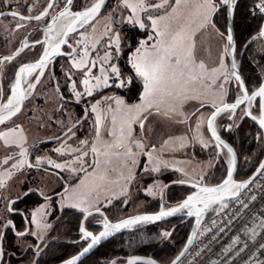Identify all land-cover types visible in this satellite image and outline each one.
Listing matches in <instances>:
<instances>
[{
	"label": "rangeland",
	"instance_id": "obj_1",
	"mask_svg": "<svg viewBox=\"0 0 264 264\" xmlns=\"http://www.w3.org/2000/svg\"><path fill=\"white\" fill-rule=\"evenodd\" d=\"M130 2H137V0H130ZM162 2L163 0H146L148 4H160ZM198 2L199 0H188L187 3L176 6L173 0H168L164 7H149L147 11L138 9L137 13H132L130 8L124 6L123 0H113L108 4L100 19L93 24L94 32L90 33V31L86 30L73 36L78 46L77 55L60 62L61 66L57 71L58 76L63 78L66 85H68L67 80H70L69 87L74 92L75 97H77V90L81 88L85 90V85H81V75H87V79L97 76L101 77L102 80L106 75L107 86L101 84L98 87H93L92 94H87V98L93 99L89 103V111L92 115L91 122H89L90 118H88L85 123L78 126L64 138L51 144L54 154L49 155L42 152L43 154L41 153V156L37 158L39 162L53 161L50 165L54 168H56L55 164L63 165V167L55 170L57 172L60 171L63 175L39 173L40 183L43 186L42 191L45 193L43 195L57 193L64 188L65 190L51 199H42L40 197V202L31 211L33 233L40 246L35 244L34 256H31L32 260L29 261V264H37V260L41 255V246L47 236H49V231L53 229V214L55 212L62 213L66 208H73L87 213L97 209L104 210L109 206L110 210H106L108 212L106 214L111 221L115 222L135 213L146 212L148 209H157V211L170 209L181 203L195 189L194 186L199 184H218L227 177L232 167V155L224 145H221L222 151L218 153L216 143L209 134L207 121L215 107L227 101H235L242 90L236 79L230 77L227 56L229 43L226 38L229 34L227 18H214L215 12L211 17V22L205 23L202 27L201 24L204 21L200 14L201 10L197 7ZM237 2L238 0H236L235 6ZM92 3L93 0L88 2V5ZM216 4L218 9L225 6L220 3V0H216ZM173 8L176 10L173 11ZM225 10L227 11V8ZM225 14L227 17V13ZM115 15L117 16L116 20ZM128 16H139L143 20L145 27L140 28L137 23H129L127 20ZM148 16L153 19L164 17L159 24L160 28L166 31L165 39L170 40L177 33H187L191 43L194 45L192 54L196 61V65L192 66L195 67V71L191 75L198 77L196 80H192L188 69L184 68V75L178 77V83H173L169 80L163 94L150 98L153 103L151 108H146V103H142L143 78L136 73L133 66V56L136 54V49L141 47V42L152 37L149 40V44H156L160 39L156 30L151 27V21L147 19ZM116 22L119 25L120 23L134 25L139 30L146 31L140 38L138 47L134 49L129 57L130 66L142 83L140 96L134 101H128L122 94L114 97L104 95L98 98H95L94 95L95 92L98 93L105 90V88L112 90V92H109L111 95L113 93H122L123 89H126L131 83L129 73L123 71L117 61L122 53L123 31L121 32V30L115 28ZM117 34L119 36L118 48L113 43ZM81 41L83 43H80ZM105 46L113 48L115 59H113V53L109 50L107 52L111 54V59L102 62V58L105 55L104 52H106ZM101 47H104L102 50L104 52L100 51ZM85 48L89 52L88 57L85 58L89 61V69L87 70L76 68L73 63L74 60L79 61L83 57ZM255 50L259 53L264 51V40H256L254 44ZM243 52V50H235V61L238 67ZM91 61L96 62L95 67H91ZM200 62H203L206 71L199 69L198 65ZM101 65L105 70L103 73ZM110 65H115L119 69L120 75L118 77L111 72ZM214 69L216 70L215 72L213 71ZM226 76L228 77L227 81H225ZM120 80H130V83H126V87H120ZM233 80L237 84L236 82L233 83ZM92 83L95 84L96 81H92ZM73 84H75V88ZM117 100H122L123 104H118ZM60 103L61 100L57 95L55 99L46 98V104L42 107L45 109L44 116L41 114V110L38 112L40 113V121H44V117H51ZM94 105L97 107L95 112L92 111ZM134 105H139L140 107H132ZM36 107L39 108V106ZM157 109L159 110L157 111ZM27 111L28 109L23 111L18 117L25 116ZM73 111L74 109H71L63 120L61 119L64 117L63 114L57 115L55 135L71 126L78 118L79 114H75ZM252 114L257 117L256 120L245 114L244 106L234 113L230 110L225 111L216 118L215 129L220 135V131L224 128L235 133L234 136L239 135L237 133L238 128L242 127L243 122L246 120V122L249 121L246 127L250 128L255 123L257 129L254 128L253 130H261L259 126L260 113L256 103L252 106ZM113 118H115V123H113ZM13 121H17V119L15 118ZM94 124L95 127L93 126ZM141 124L143 125L142 127ZM121 128L124 129L123 144L121 147H115L120 141ZM92 129L95 132H92ZM89 131L90 133L92 132L93 138L90 143H88L89 139L84 137V134ZM97 132H99V136H97ZM113 132L115 135H113ZM16 133L18 132L10 133L7 139L2 137L4 139L3 143L8 144L11 141H15L14 134ZM40 135L38 138L36 137L37 134H33L32 141L29 140L24 143L22 147L24 153L29 146L32 147L36 141L42 140L41 137L45 134L41 132ZM237 138L240 141V138ZM84 141H87V143H83ZM31 143L33 144L31 145ZM242 145L243 143L240 141V144H238L239 150H242ZM249 146L255 148L254 145L250 144ZM93 148L97 149V151H93ZM209 148L210 150L213 148V152H209L208 156L205 150ZM57 149H60V151H57ZM251 154L250 151L244 153L243 156L244 164L245 162L249 164L248 168L252 161L249 156ZM218 156L223 161V164L212 175ZM20 161L22 160L19 158L16 165ZM157 167L159 171L155 170ZM15 168L19 170L13 173V175H16V177L13 176L15 179L11 176V179H14L11 183V195L13 191L19 193V190L14 189V187L21 183L22 178L26 174V172H22L26 171L24 165ZM164 173H167L165 176H169L170 180L178 179L192 185L184 199L176 200L174 203L166 201L168 196L166 189H169V182L168 178L162 175ZM211 175L214 178L210 179ZM9 179L10 177L7 180L1 179L0 184L8 183ZM48 181H50V185L47 183ZM53 187L54 190L48 192V189ZM148 196L152 197V199L148 200ZM122 198H127V202L131 200V207L119 206L116 200ZM155 198L158 206L151 208L153 204L150 201L156 200ZM228 203H222L215 208L221 209L227 206ZM77 204L80 207L74 206ZM84 208H87V212L83 211ZM99 217L96 216V218ZM99 220L101 223L99 229L91 231L85 226L84 228L94 235L99 234L104 230L103 223L105 219L102 216V219ZM139 224L143 225L142 223ZM171 232L172 229L168 233L171 234ZM80 237L82 238V236ZM81 240H83L80 243L81 245L90 241V239ZM21 243V250L25 252L26 243L24 241ZM2 255H0V264H13L11 259L14 260L15 257L12 254L8 253V257H3ZM131 257L133 256L115 257L108 264H123ZM139 263L149 264V262Z\"/></svg>",
	"mask_w": 264,
	"mask_h": 264
},
{
	"label": "flooded vegetation",
	"instance_id": "obj_2",
	"mask_svg": "<svg viewBox=\"0 0 264 264\" xmlns=\"http://www.w3.org/2000/svg\"><path fill=\"white\" fill-rule=\"evenodd\" d=\"M112 1L113 0L108 1L105 9ZM88 2H91V0H73L71 10L73 12L84 10L91 6V4L88 5ZM50 3H53V7L51 8L48 7ZM63 8L64 0H54V2L53 0H0V13H2V15H0V105L11 95V89L15 85V78L19 67L42 58L45 50L50 51V39L55 38L52 40L53 43L61 39L62 36L58 35V33L61 32L62 26L67 23L66 19L60 18L53 27L52 32H48V28L53 25V18L58 17L59 12L62 11ZM105 9L91 25L87 26L89 29H87V27L82 28L79 24L76 26L77 29H81L68 38V43L63 47L64 53L55 60L53 66L52 63H47V66L43 69H36V71L30 75L28 73L24 74L23 78H21V86L26 96L23 109L18 115L0 125V132H8L9 129L13 128L23 130L22 132L18 130V133L14 134L15 141H11L12 143H3L4 139L0 137V180H7L10 177L8 183L0 184V251L3 252V257H8V253L12 254L15 258L34 256V246L35 244L38 245V241L33 233L31 211L40 202V197H42V199H51L61 191L59 189L60 191L58 190L59 192L57 193L54 192L53 194L43 195L45 193L42 191L43 186L40 183L39 173H46L47 175L63 174L60 171H55L56 168L51 166L47 161L39 162L37 160L42 152L49 155L54 154V149L50 146L54 142H45L44 140L58 136L67 129L65 128L61 133L55 135L57 115L60 116L63 114L64 117L61 118L63 120L66 114H68L71 109H74L73 113L79 114L78 118L73 122L75 123L84 115V105H86L88 115L83 123H85L88 118H90L89 122H91L92 115L89 111V103L93 99L87 98L88 96L84 94L85 90L82 88L77 90L82 93L80 99L75 97L74 92H72L69 87L70 80H67L68 85H66L63 78L58 76L57 71L61 66V61H66V58H72L77 55L78 46L73 36L83 33L86 30L90 31V33L94 32L93 24L100 19ZM45 10H47V15L42 16L40 20L34 19L36 16H40L41 13L45 12ZM12 12H17L19 15L14 17L11 15ZM22 17H32V19H23ZM37 41H40V43H37ZM25 45H27V47H25ZM20 48L23 50L14 56L13 59H3ZM105 48L106 52L110 50V52L113 53L112 57L115 59L113 48L110 46H105ZM103 49L104 47L100 51L104 52L102 51ZM41 72L43 73L42 75L39 74ZM80 77L82 83V81L87 78V75H81ZM55 79L61 91V95L56 88ZM30 84H34L35 87L30 88ZM81 85L83 86L84 84L82 83ZM100 92L94 93L95 98L104 95H109L110 97L115 96V93L111 95L110 93ZM56 95L61 100V103L51 117H44L48 122L45 120L40 121V113L38 112L41 110V114L44 116L45 109L42 107L46 104V98L55 99ZM36 106H39V108ZM27 109L28 111L25 112V116L18 117ZM5 112V110L0 109V115ZM15 118L17 121H13ZM93 126L95 127V124ZM93 131L94 129H92V132ZM41 132L45 134L44 136L42 135V140H38L34 144L31 143L33 146L27 148L25 152L26 155L23 157L22 153H24V149H22V147L24 143L29 140L32 141L33 134H37L36 137L39 138ZM52 133H54V135H52ZM91 133L90 131L86 132L84 136H89ZM39 141L44 142L33 151L30 157V163H28V155L34 145ZM209 152H213V148L211 150L210 148L205 150L207 155ZM19 158L27 161V163L23 164L26 171H22L26 172V174L25 177L22 178L21 183L14 187V189L19 190V193L13 191L11 195V183L15 179L14 177H16L13 173L19 170L13 167V165L18 163ZM6 160L7 163H5ZM219 161L220 159L218 156L216 162ZM11 176H14V179H11ZM47 183L50 185V181ZM53 190L54 187L49 188L48 192H52ZM9 221H11V225L4 227L8 225ZM18 232H25L26 234L24 236H19L17 235ZM10 238L17 246L16 250H10L8 248L7 243ZM23 241L26 243L25 252L22 251L20 247Z\"/></svg>",
	"mask_w": 264,
	"mask_h": 264
},
{
	"label": "trees",
	"instance_id": "obj_3",
	"mask_svg": "<svg viewBox=\"0 0 264 264\" xmlns=\"http://www.w3.org/2000/svg\"><path fill=\"white\" fill-rule=\"evenodd\" d=\"M255 3L256 0H238L234 11L236 51H244L239 68L245 79L249 92L257 88L264 79V51H261L260 53L257 52V50L254 51V44L256 40H264V37L260 35L264 20V13H260L259 11L255 10ZM225 8H227L226 5L220 7L216 11L214 18H227L225 14L227 11ZM116 17L117 16L115 15V20ZM117 24L118 23L116 22L115 28L121 30V32L123 31L122 53L120 57H118L117 61L120 68L123 71L129 73L131 77V83L128 87H126L127 85L125 86L126 89H123L122 93H117L115 96L122 94L128 101H134L140 96L142 83L132 70L129 63V57L134 49L138 47L140 38L146 33V31L139 30V28L136 26L130 24L128 25L126 23H120V25ZM235 82L233 80V83ZM111 91L112 90H107L105 88V90L101 91L100 93H109ZM248 122L249 121L246 122L245 120L242 124L243 128H238L237 133H239V135L234 136L235 133L225 128L220 131L221 136L226 139L237 151L239 164L236 172V178L238 180L249 177L257 168L264 155L262 131L253 130L254 128L257 129L255 123H253L250 128L246 127ZM237 137H239L241 143H243L242 150H239L238 148L240 141ZM250 144L254 145L255 148L250 147ZM250 151L252 154L249 156L252 158V161L250 167L248 168L249 164L246 162L244 164L243 156L244 153ZM220 161L215 163V169H213L212 175L215 174L214 172L218 171L219 167L223 164V161H221V163ZM166 174L167 173H164L162 175L165 176ZM212 175L210 179L214 178ZM165 177L168 178L167 180L169 182V189H166L168 193L166 201L169 203H174L176 200L184 199L192 185L178 179L170 180L169 176ZM147 199L150 200L152 197L148 196ZM127 200V198H122L120 200H116V202H118L119 206H124L126 208L131 207L132 201L129 200L127 202ZM150 203L153 204L151 208L158 206L157 199L151 200ZM119 206L118 208H120ZM104 210L109 211V206ZM107 211L106 213H108ZM155 211H157V209H148L146 212ZM83 216L84 212L75 210L73 208H66L62 213L55 212L53 214V229L49 231V236H47V239L41 246V255L37 260V264H60L69 257L78 253L86 245L80 244L83 241L80 237L82 236L80 225ZM96 216H100L101 218H96ZM102 216L103 215L101 213H94L90 215L85 220L84 226L91 231L99 229L101 227L99 219H102ZM192 224V217H187L186 215H177L174 218L164 222L137 226L133 230L122 232L118 235H115L110 240L102 243L96 250H94L93 253L83 259L79 264H108L110 260L115 257H127L134 255L153 257L163 264H169L180 252L181 248L187 241ZM171 229V234L165 235V233H168ZM79 237L80 239H78ZM7 246L10 250L17 249V246L14 244V241L11 240V238L8 241ZM11 260L13 264H29V261L32 260V257L29 256Z\"/></svg>",
	"mask_w": 264,
	"mask_h": 264
},
{
	"label": "snow or ice",
	"instance_id": "obj_4",
	"mask_svg": "<svg viewBox=\"0 0 264 264\" xmlns=\"http://www.w3.org/2000/svg\"><path fill=\"white\" fill-rule=\"evenodd\" d=\"M54 2V0H53ZM168 2V0H163L160 4H148L146 3V0H137V2H130V0H123V4L126 8H130L132 13H137L138 9L140 11H147L149 7L152 8H161L164 7L165 4ZM174 4L176 6L181 5L182 3H187L188 0H173ZM220 3L222 5H235L236 0H220ZM104 4V0H94V2L91 4L90 7L85 8L81 11L73 12L71 10V6L73 5V0H64V8L62 11L59 12L58 17L53 18V25L49 26L48 32L53 31V27L58 22L60 18H64L67 20V23L62 26L61 32L58 33L60 36H66L70 32L76 31V26L79 24L81 27L85 24H88L91 19L95 18V15L99 13L101 7ZM49 8L53 7V3H50L48 5ZM197 7L201 10L200 14L203 17L204 23L201 24L203 27L205 23L211 22L212 15L218 10L216 0H199ZM255 10L259 11L260 13H264V0H256L255 3ZM176 9L173 8V11ZM2 15V13H0ZM12 16H18L19 13L12 12ZM47 15V10L45 12L41 13L40 16H36L34 19L40 20L42 16ZM23 19H32V17H22ZM148 20L151 21V27L156 30L159 41L156 44H149V40L152 39V37H149L148 40L141 42V47L136 49V54L133 56V66L135 67L136 73L143 78V98L142 103H146V108H151L153 106V103L150 98L156 97L158 94H163L165 92V86L169 80H171L173 83H178V77H182L184 75V68H187L189 71V74L191 76L192 80H196L198 77L195 75H191L195 71V67H192L193 65H196V61L192 54V48L194 45L191 43L190 37L187 35V33L181 34L177 33L176 35H173L170 40L165 39L166 37V31L162 30L160 28V20H163L164 17H157L156 19H153L151 16L147 17ZM127 20L129 23H137L140 28H144L145 24L143 23V20L139 17H133L128 16ZM230 33V30H229ZM260 35H264V29H261ZM227 41L229 45L233 43V36L231 34L227 35ZM55 38H52L49 40L50 45V51L45 50L44 55L41 59H39L34 64H25L19 68V71L17 73V79L16 84L11 89V95L8 97L7 101L0 105V109L5 110V115H0V124L4 123L6 120L10 119L12 116H15L20 110V99L19 97L22 96L24 89L21 86V78L24 76L25 73H28L29 75L36 71V69H43L47 66V61L50 59L51 56H54L58 54L61 44L66 43L64 39H59L55 43L52 42ZM37 43H40V41H37ZM80 43H83L81 41ZM113 43L116 44L117 48L119 47V36L116 35L115 40ZM27 47V45H25ZM23 49H21L22 51ZM18 54V53H17ZM89 52L85 48L83 57L76 61L74 60V66L76 68L81 69H89V61L85 59L88 57ZM14 57H4L5 60H11ZM111 59V54L106 52L104 57L102 58V62L109 61ZM181 65H183L181 67ZM96 62L91 61V67H95ZM199 69L201 71H206L205 65L203 62H200L198 65ZM235 64H233V68L235 69ZM111 72L115 74L117 77L120 75L119 69L115 65H110ZM101 71L102 73L105 71L103 66L101 65ZM216 71L215 69L213 70ZM42 75L43 73H39ZM232 75L235 77L236 81L242 86L243 80L238 74V72L234 71ZM228 77H225V81H227ZM92 81H96L95 84L92 83ZM82 83L85 85V93L91 95L92 94V88L98 87L101 84L107 86V76L105 75L103 80L101 77L92 76L90 79H84ZM126 83H130V80H120L119 86L124 87ZM30 88L35 87L34 84L29 85ZM73 87L75 88V84H73ZM171 94V93H168ZM82 95L81 92L77 91L76 96L79 98ZM259 98V100H258ZM118 104H123L122 100H117ZM257 104V109L260 113L259 115V124L262 128H264V84L259 85L257 88L253 89L250 93L246 87L243 88L241 94L235 99L234 103L228 104L224 103L220 107H216V111L212 113V115L208 118V126L212 130V135L216 137V139L219 141L220 137L216 134V129L214 126V122L216 120V117L221 112L225 111H232L233 113L237 108H239L241 105H246L245 108V114L247 116H250L253 120H256L257 117L253 116L252 114V106L253 104ZM132 107H140L139 105H134ZM146 110V109H145ZM159 109H157L158 111ZM92 111H97V107L94 105L92 107ZM99 120V117H98ZM113 123H115V118H113ZM143 125L141 124V127ZM130 128V125H129ZM22 132V129L13 128L9 129L8 132H0V137L7 138L10 133H15L17 131ZM130 134V132H129ZM113 135L115 133L113 132ZM97 136H99V132H97ZM124 140V129H120V141L115 145V147H121ZM83 143H87V141H84ZM220 143H223V141H220ZM228 149V152L232 153L233 150L231 147H228V145H224ZM57 151H60V149H57ZM93 151H97V149L93 148ZM22 155H26V153H22ZM86 155V153H85ZM10 158V157H9ZM233 159H234V153H233ZM7 163V160L5 161ZM24 163H27L26 160H22L19 162L18 165H13V167L22 166ZM48 163H53V161L48 160ZM56 168H61L63 165L61 164H55ZM261 168L264 169V164L261 165ZM156 171H159V168L157 167L155 169ZM232 183L231 176H229L228 180L224 181L223 185H218L215 188H202L201 193L206 194H215L217 192L224 191L227 189L228 185ZM151 191V189H149ZM201 199L200 194H195L188 196L186 200L183 201L178 207L172 208L169 211L161 210L159 214L154 216H137L133 217L127 220H123L119 223L112 224L111 222L105 220L103 223L104 231L100 232L98 235H94L92 232L87 231L83 227H81L80 231L82 232V239L89 240L90 243H88L87 247L83 248V250L80 252L78 256L73 257L71 260L66 261V264H77V261L80 259L81 256H83L85 253H87L95 244H97L103 237H106L110 234L112 230H118L125 227H130L133 224L139 222V221H154L159 220L162 217L165 216H171L176 212H179L183 209H192L194 207V202L199 201ZM215 199H220L219 196H216ZM254 199V197H253ZM211 202H214L209 196L208 200L205 202V207H207ZM75 207H80L79 204L74 205ZM204 209H196L195 213L193 211H189L188 215H197L199 216ZM83 211L87 212V208H84ZM99 211V209H97ZM90 214V213H89ZM11 225V221H9L8 225H5L4 227H8ZM25 232H18L17 235L24 236ZM165 235H170V233H165ZM264 247V245H262ZM0 255H2V251H0ZM183 255V253H181ZM140 259L139 257H133L128 261V264H136V261ZM179 259V257H177ZM149 264H154V262H149ZM175 264V262H173Z\"/></svg>",
	"mask_w": 264,
	"mask_h": 264
},
{
	"label": "built area",
	"instance_id": "obj_5",
	"mask_svg": "<svg viewBox=\"0 0 264 264\" xmlns=\"http://www.w3.org/2000/svg\"><path fill=\"white\" fill-rule=\"evenodd\" d=\"M262 245L264 169L227 206L209 211L176 264H264Z\"/></svg>",
	"mask_w": 264,
	"mask_h": 264
},
{
	"label": "water",
	"instance_id": "obj_6",
	"mask_svg": "<svg viewBox=\"0 0 264 264\" xmlns=\"http://www.w3.org/2000/svg\"><path fill=\"white\" fill-rule=\"evenodd\" d=\"M109 0H104V4L103 6L101 7L100 11L98 14L95 15V18L94 19H91L90 22L88 24H85L82 26V28L84 27H87L89 25H91L97 18L98 16L103 12V10L105 9L107 3H108ZM227 7V27H228V32L230 30V33L232 36H233V43L231 45H229L228 47V50H227V56H228V60H229V68H230V77L231 78H235L232 73L234 71L238 72V74L240 75V77L242 78L243 80V85L241 86L240 84V87H241V90H243L244 87L247 88V85H246V82H245V79L243 77V75L241 74L240 72V69L235 61V50H236V35H235V30H234V11H235V5H226ZM78 25V24H77ZM81 28H76V31L74 32H70L68 33L66 36H62L61 38L64 39L66 41V43L64 44H61L60 46V49H59V52L58 54L54 55V56H51L50 59L47 61V63H52V66L55 62V60L60 57L64 52H63V47L65 44L68 43V38L75 32L79 31ZM261 29H264V20H263V23H262V27ZM264 37V35H262ZM21 49L20 48L19 50H17L16 52H14L13 54L7 56V57H14L17 55V53L19 54L21 52ZM41 59V58H40ZM39 60V59H38ZM38 60L34 61V62H31V63H27V64H34L36 63ZM233 64H235V69L233 68ZM25 65V64H23ZM21 65V66H23ZM20 66V67H21ZM19 67V68H20ZM53 68V67H52ZM19 71V69H18ZM17 71V73H18ZM26 74V73H25ZM23 78V77H22ZM16 79H17V75H16V78H15V84H16ZM55 84H56V88L59 92V94L61 95V91L58 87V84H57V81L55 79ZM261 84H264V79L262 80ZM260 84V85H261ZM248 89V88H247ZM249 91V90H248ZM250 93V92H249ZM20 99V105H21V110L23 109V106H24V103H25V100H26V96H25V92L23 91V94L21 97H19ZM72 102L74 103H77L76 101L74 100H71ZM235 101H231V102H225V103H228V104H231V103H234ZM224 104V103H223ZM255 104V103H254ZM222 106V105H220ZM220 106H217V107H220ZM242 106H244V108H246V105H241L239 108H237L235 111L239 110ZM84 115L78 120L76 121L75 123H73L71 126H69L67 129H65L60 135L58 136H55V137H52L50 139H47V140H44L45 142H56L62 138H64L67 134H69L71 131H73L74 129H76L78 126H80L83 121L86 119L87 115H88V109H87V106L84 105ZM21 110L16 114L18 115ZM216 111V107L213 109V111L210 113L209 117L212 115L213 112ZM223 113V112H221ZM220 113V114H221ZM6 112L4 114H1V115H5ZM218 114L217 117L220 115ZM15 115V116H16ZM15 116H12L10 119H12L13 117ZM208 117V118H209ZM216 117V118H217ZM10 119L6 120L5 122L9 121ZM4 122V123H5ZM2 123V124H4ZM1 125V124H0ZM214 126H215V122H214ZM260 126V124H259ZM207 127H208V131H209V134L211 136V138L213 139V141H215L216 143V146H217V149H218V153H220L222 151V146L221 145H228V147H231L233 152L231 153L232 155V167L227 175V177L222 180L220 183L218 184H213V185H209V184H199L197 186H194L195 189L188 195V196H191V195H195L197 193H201V189L202 188H215L217 187L218 185H223L224 184V181L225 180H228L229 179V176H231V181L232 183H230L227 187V189H225L224 191H221V192H217L215 194H206L204 193L203 195H208V197L204 198L202 197L199 201H196L194 202V207L192 209H183L179 212H176L174 213L173 215L171 216H165V217H162L161 219L159 220H154V221H139L135 224H133L132 226L130 227H125V228H121V229H118V230H112L110 232V234L106 237H103L97 244H95L87 253H85L83 256L80 257V259L77 261V264H79L83 259H85L87 256H89L91 253L94 252V250H96L102 243L110 240L112 237H114L115 235H118L122 232H125V231H129V230H133L134 228H136L137 226H140L139 223H142V224H152V223H158V222H164V221H167V220H170L172 218H174L175 216L177 215H186L187 217H192L193 218V224H192V227H191V230H190V233H189V236H188V239L187 241L185 242L183 248L180 250V252L178 253V255L169 263V264H173V262H175V264L184 256V254L187 252V250L190 248L191 244L193 243L195 237H196V234H197V231L202 223V221L204 220L205 216L209 213L210 210H212L213 208H215L217 205H220L222 203H225V202H230L234 199H236L239 194L257 177V175L260 173V171L262 170L261 168V165L264 164V155H263V158L261 160V162L259 163V165L257 166V168L254 170V172L247 178L245 179H242V180H238L236 179V172H237V169H238V164H239V158H238V154H237V151L235 150V148L226 140L224 139L220 134L217 133L216 131V134L217 136L220 137V140L218 141L216 139L215 136L212 135V130L211 128L208 126V123H207ZM261 128V131H262V136H263V143H264V128ZM43 141V142H44ZM220 141H223V143H220ZM42 141H39L37 142L34 147L32 148L30 154L28 155V163H30V157H31V154L33 153V151L40 145L43 143ZM233 153H234V159H233ZM67 187V185H66ZM65 190V188L63 190H61L59 193H57L56 195H59L61 193H63ZM187 196V197H188ZM209 196H211L212 200L214 202H211L207 207H205V202L208 200ZM216 196H219L220 199H215ZM187 197L184 199L186 200ZM181 201V203H183V201ZM181 203H179L178 205L172 207V208H175V207H178ZM172 208L170 209H167V210H164V211H169L171 210ZM204 209L203 212L197 216L195 214L193 215H188L187 213L191 210L193 211V213H195V210L196 209ZM161 210L159 211H155V212H139V213H135V214H132V215H129L127 217H124L123 219L121 220H118V221H111L107 214H106V211L103 210V209H99V211L97 210H94V211H90V212H87V213H84V216L82 218V221H81V227L84 228V223H85V220L92 214L94 213H101L104 217L105 220L111 222L112 224H116V223H119L123 220H127V219H130V218H133V217H137V216H154V215H157L160 213ZM90 213V214H89ZM139 224V225H137ZM80 227V228H81ZM85 229V228H84ZM104 231V230H103ZM98 235V234H97ZM91 241H89L88 243H90ZM88 243L83 247H87ZM83 248L78 252L76 253L75 255L69 257L68 259H66L65 261H63L61 264H66V261L68 260H71L73 257L75 256H78L80 254V252L83 250ZM181 253H183V255H181ZM133 257H139L140 259H138L136 261V263H139V262H154V264H163L162 262L156 260L155 258L153 257H147V256H139V255H135ZM131 257V258H133ZM177 257H179V259H177ZM129 258L125 263L123 264H128V261L131 259Z\"/></svg>",
	"mask_w": 264,
	"mask_h": 264
},
{
	"label": "crops",
	"instance_id": "obj_7",
	"mask_svg": "<svg viewBox=\"0 0 264 264\" xmlns=\"http://www.w3.org/2000/svg\"><path fill=\"white\" fill-rule=\"evenodd\" d=\"M95 132V131H94ZM94 135V134H93ZM86 139H89L88 140V143H90V142H92V140H93V138H92V134L91 135H89V136H84ZM90 137V138H89ZM87 146H88V144H87Z\"/></svg>",
	"mask_w": 264,
	"mask_h": 264
},
{
	"label": "bare ground",
	"instance_id": "obj_8",
	"mask_svg": "<svg viewBox=\"0 0 264 264\" xmlns=\"http://www.w3.org/2000/svg\"><path fill=\"white\" fill-rule=\"evenodd\" d=\"M197 194H200V197H201V198H202V197H204V198L208 197V195H203L204 193H197Z\"/></svg>",
	"mask_w": 264,
	"mask_h": 264
}]
</instances>
